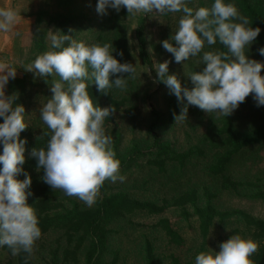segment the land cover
Masks as SVG:
<instances>
[{"label": "clouds", "instance_id": "9594fccd", "mask_svg": "<svg viewBox=\"0 0 264 264\" xmlns=\"http://www.w3.org/2000/svg\"><path fill=\"white\" fill-rule=\"evenodd\" d=\"M190 2L98 0L96 10L102 15L109 8L117 12L126 8L130 15L182 13L171 37L175 46L169 40L162 41V46L173 54L176 63L200 57L206 66L201 72L187 74L193 85L190 89L183 86L177 75L169 74L171 61L155 65L159 81L182 105L180 114H174L175 123L187 117L189 106L228 117L250 93L257 107L264 106V75L261 74L264 62L248 56L261 29L252 27L234 0H213L211 7H190ZM17 18V10L0 8V32H10ZM46 39L50 50L38 55L25 69L45 79L53 77L50 88L53 95L39 110L50 135L44 132L43 136L49 137L46 147L34 148L31 156L37 159L47 185L92 207L106 180L124 182L126 177L120 175V161L104 129L105 120L115 109L101 108L94 102L88 90L89 82L105 93L113 87L123 90L128 79L135 75L136 67L120 63L109 43L86 45L72 35L52 29L47 31ZM217 43L226 51L204 50ZM259 54L264 56V48L259 49ZM113 76L117 78L112 79ZM16 77V67L0 63V118L3 120L0 123V247L7 246L14 256L21 252L31 255L41 237L34 207L27 203L26 190L32 179L27 174L24 180L17 179L23 172L27 143L20 136L28 125L24 106L15 103L18 94L6 95V86ZM219 248V252H200L195 264H254L251 257L258 251V244L235 234Z\"/></svg>", "mask_w": 264, "mask_h": 264}, {"label": "rangeland", "instance_id": "374dc122", "mask_svg": "<svg viewBox=\"0 0 264 264\" xmlns=\"http://www.w3.org/2000/svg\"><path fill=\"white\" fill-rule=\"evenodd\" d=\"M261 1L264 8V0ZM234 2L241 14L244 15L238 0H234ZM97 3L98 0H36L38 11L46 13L43 15L39 30L42 28L47 31L49 29L62 31L63 26L59 27L51 23L50 17L70 15L73 21L67 23L66 27L73 33L80 28L83 29L73 39L84 42L86 45H103L106 43L105 41H110L113 56L120 63H130L136 67V73L128 79L127 87L117 90L122 96L129 97L130 106L128 107H136L135 116L131 117L130 114L120 116L117 131L114 128L105 129L104 127L106 135L112 139V150L119 156L120 175L125 176L126 179L124 182L117 181L115 183L107 180V184L104 183L100 189L99 197L102 198L107 193L127 191L140 199L148 198L161 202L164 199L170 200L190 188H197L200 193L205 187L210 188L213 192H218V185L208 175L207 170L208 165L218 152L216 147V142H219L216 135L217 128L224 119L231 118L241 132L246 134L251 133L256 124L264 122V117L250 108L255 102L253 94L250 93L238 109L228 117L208 113L197 106H189L187 117L175 123V115L180 114L182 105L178 103L174 95L169 93L167 86L159 81L155 65L171 61L169 74L177 75L183 86L190 89L193 85L187 74L201 72L206 66L201 63L200 57L176 63L173 54L167 52L162 46L164 40H169L175 46V41H172L171 37L178 28L182 13L167 15L139 13L131 15L124 22L118 24L111 19L114 9L109 8L106 14H99L96 10ZM212 3L213 0H191L189 6L211 7ZM141 25L142 36L139 34ZM141 37H144V43H141ZM32 41L27 40V47L23 49L26 53L22 52L17 62V65L21 66L22 61L24 63L25 59H29L25 63V69L36 59ZM46 41L49 45L48 50H50V42L47 39ZM260 48H264V43L256 44L254 42L248 52L249 59L264 62V56L259 54ZM204 50L207 51V47ZM24 72L28 74L29 86L33 91V98L25 109L26 117L28 122L31 121L41 129L46 125L40 119L39 110L42 104L46 103L53 95L50 90L53 77L49 76L45 79L37 76L34 72L27 70ZM261 74L264 75V69ZM119 75H123L125 78L128 76V74H117V76ZM55 79L59 78L55 77ZM161 145H170L177 151L202 146L206 149L207 156L204 159L190 162L184 172L174 169L168 174H161L156 169L147 166L148 160L157 155ZM28 155L30 154L25 152V161L28 160ZM232 174L236 179L257 183L258 188L255 190H264V149L234 169ZM25 178L24 172L17 176L19 180ZM255 190L248 188L237 193L219 191L216 199L217 207L231 212L241 211L257 220L264 221V200L255 198ZM70 199L67 206H71L74 202L86 206L76 197H70ZM179 215L177 209L170 208L163 216L137 214L132 218L105 224V229L111 232L107 236L105 245H99L97 254L104 264H145L144 242L145 238L149 237L154 244L159 264H171V255L179 257L182 264L189 260H195L196 256L202 252L198 223L194 217L186 221L180 219ZM239 215L233 214L225 224L217 226L209 251L219 252V245L235 234L259 242L253 234V230L245 225L243 217L241 218ZM164 217L172 220L174 226L185 238L183 247L172 245L165 233L156 226L158 221ZM100 231L98 229L95 233L94 240L96 242L99 240ZM64 247L65 238L62 232L51 231L37 243L34 264H49L53 259H56L57 264H65L62 259ZM10 262H13L11 257L0 247V264H9ZM81 264H86L84 256Z\"/></svg>", "mask_w": 264, "mask_h": 264}, {"label": "trees", "instance_id": "16d2710c", "mask_svg": "<svg viewBox=\"0 0 264 264\" xmlns=\"http://www.w3.org/2000/svg\"><path fill=\"white\" fill-rule=\"evenodd\" d=\"M240 8L244 16L248 17L253 28H260V35L255 43H264L263 23H264V8L262 1L257 0H238ZM36 10L34 16L36 25L33 32L27 37L33 42V51L35 56L44 53L49 49L46 41L47 29H40L43 21L44 11ZM131 15L126 8H121L119 12L115 9L111 15V19L120 24ZM65 21H67L65 23ZM73 21L70 15L51 16L50 22L61 27L65 34L72 35V38L80 33L83 29L80 28L74 33L70 31L66 25ZM140 36H142V25L140 28ZM38 36V39H37ZM108 40V39H107ZM144 37H141V43H144ZM31 42V43H32ZM109 43L110 41H105ZM27 47V45L25 46ZM207 47V51L220 49L226 51L222 45L217 43L211 48ZM29 48V47H28ZM25 54L26 51L23 50ZM38 53V54H37ZM29 59L22 61L21 66L17 65V69L22 76L10 79L7 85V95L18 94L16 100L17 105H23L26 109L30 100L33 98L32 88L29 86L28 74L25 71V63ZM24 64V65H23ZM117 78L113 76L112 79ZM89 82V93L94 102L101 108H114V112L104 122L105 129L114 128L118 130L119 117L124 114L135 116L136 107L130 106L129 97L122 96L117 92V88L108 89L107 93L99 91L97 86ZM257 114L264 117V106L257 107L254 102L251 106ZM3 120L0 118V123ZM25 122L28 127L21 133V140H26L25 145L28 160L23 164V172L32 179L31 186L26 190L29 195L27 203L34 207L39 220L41 229V237H44L51 231H61L65 238V247L62 252V259L65 264H81L84 256L86 264H104L103 260L97 254L99 245L104 246L107 236L111 232L105 229V224H110L122 219L132 218L137 214H145L147 216H163L170 208L179 211V218L190 220L196 218L198 223V234L200 238V250L209 251L212 244L213 236L217 226L225 224L233 214H240L243 217V222L251 230L256 238H258V251L251 257L254 264H264V221L257 220L254 217L245 214L241 211H226L217 207L216 199L220 192L237 193L244 189L258 188V184L250 180H239L232 174L233 170L243 165L247 160L255 157L264 149V122L256 124L251 133L243 134L233 119H224L221 125L217 128L216 135L219 142H216L218 152L213 161L208 165V175L218 185V192H213L210 188L205 187L203 192H199L197 188H190L184 192L172 197V199H164L163 201H153L151 199H140L134 197L127 191H118L107 193L104 197H98L97 203L92 207L81 206L74 202L71 206L67 203L71 201L69 196H66L60 189H52L43 181L44 172L38 168V161L31 156L34 148L46 147L48 136H43L44 132H49L47 126L39 129L31 121L28 122L25 113ZM113 126V127H112ZM50 135V132H49ZM2 152V145H0ZM206 149L202 146L191 147L186 150H174L170 145H161L158 153L154 158L147 162L149 168L156 169L161 174H168L174 169L186 170L190 162L193 160H201L206 158ZM119 159V156L116 155ZM31 174V175H29ZM107 184V180L104 182ZM255 198L264 200V190H255ZM103 224V225H102ZM163 231L172 245L183 247L185 238L181 232L174 226L173 221L168 217L161 218L157 225ZM100 229L99 240L96 242L94 236L97 230ZM39 239V240H40ZM35 242L31 255L21 252L18 255H12L11 249L3 246L2 250L13 262L9 264H34V252L37 243ZM89 246L87 247V245ZM144 259L145 264H159L158 255L155 252V247L149 237L145 238L144 242ZM171 264H182L180 258L171 255ZM49 264H57L56 259H53ZM185 264H195V260H189Z\"/></svg>", "mask_w": 264, "mask_h": 264}, {"label": "crops", "instance_id": "0c3cea01", "mask_svg": "<svg viewBox=\"0 0 264 264\" xmlns=\"http://www.w3.org/2000/svg\"><path fill=\"white\" fill-rule=\"evenodd\" d=\"M36 0H0V8L10 7L18 12L16 24L8 33L0 32V63L17 68V62L27 45L28 36L36 25ZM22 76L17 69V77ZM7 95V86H6Z\"/></svg>", "mask_w": 264, "mask_h": 264}]
</instances>
